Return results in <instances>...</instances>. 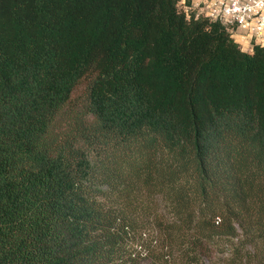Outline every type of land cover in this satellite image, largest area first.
I'll use <instances>...</instances> for the list:
<instances>
[{"label":"trees","instance_id":"trees-1","mask_svg":"<svg viewBox=\"0 0 264 264\" xmlns=\"http://www.w3.org/2000/svg\"><path fill=\"white\" fill-rule=\"evenodd\" d=\"M0 264H264V48L176 0H0Z\"/></svg>","mask_w":264,"mask_h":264},{"label":"built area","instance_id":"built-area-1","mask_svg":"<svg viewBox=\"0 0 264 264\" xmlns=\"http://www.w3.org/2000/svg\"><path fill=\"white\" fill-rule=\"evenodd\" d=\"M187 21L219 23L241 51L264 48V0H176Z\"/></svg>","mask_w":264,"mask_h":264},{"label":"rangeland","instance_id":"rangeland-1","mask_svg":"<svg viewBox=\"0 0 264 264\" xmlns=\"http://www.w3.org/2000/svg\"><path fill=\"white\" fill-rule=\"evenodd\" d=\"M87 84L84 83L82 86H80L77 91L74 94V100H75V105L81 106L84 103V100L86 98V89Z\"/></svg>","mask_w":264,"mask_h":264}]
</instances>
